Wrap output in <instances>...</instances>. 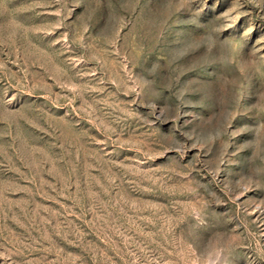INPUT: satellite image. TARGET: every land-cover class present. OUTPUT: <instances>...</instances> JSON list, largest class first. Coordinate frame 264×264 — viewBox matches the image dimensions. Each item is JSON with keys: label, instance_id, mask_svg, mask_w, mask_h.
<instances>
[{"label": "rangeland", "instance_id": "374dc122", "mask_svg": "<svg viewBox=\"0 0 264 264\" xmlns=\"http://www.w3.org/2000/svg\"><path fill=\"white\" fill-rule=\"evenodd\" d=\"M0 264H264V0H0Z\"/></svg>", "mask_w": 264, "mask_h": 264}]
</instances>
